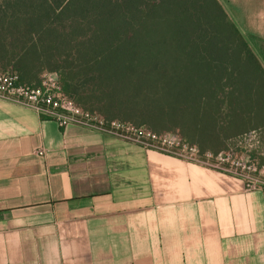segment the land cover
Segmentation results:
<instances>
[{"label":"crops","instance_id":"1","mask_svg":"<svg viewBox=\"0 0 264 264\" xmlns=\"http://www.w3.org/2000/svg\"><path fill=\"white\" fill-rule=\"evenodd\" d=\"M0 264H264V191L0 100Z\"/></svg>","mask_w":264,"mask_h":264},{"label":"trees","instance_id":"2","mask_svg":"<svg viewBox=\"0 0 264 264\" xmlns=\"http://www.w3.org/2000/svg\"><path fill=\"white\" fill-rule=\"evenodd\" d=\"M0 69L200 155L264 140V69L218 0H0Z\"/></svg>","mask_w":264,"mask_h":264},{"label":"built area","instance_id":"3","mask_svg":"<svg viewBox=\"0 0 264 264\" xmlns=\"http://www.w3.org/2000/svg\"><path fill=\"white\" fill-rule=\"evenodd\" d=\"M0 100L34 111L61 127L75 125L89 131L109 135L145 150L160 152L179 160L217 170L240 179L248 191H264V178L231 171L223 161L215 162L211 153L200 155L194 146L184 143L177 135L156 134L146 127L133 126L113 120L106 121L98 114L76 106L61 89L56 73L44 72L38 85H22L9 69H0Z\"/></svg>","mask_w":264,"mask_h":264},{"label":"rangeland","instance_id":"4","mask_svg":"<svg viewBox=\"0 0 264 264\" xmlns=\"http://www.w3.org/2000/svg\"><path fill=\"white\" fill-rule=\"evenodd\" d=\"M218 2L244 36L249 48L264 69V37H259V32L264 30V0H218ZM262 140L255 132L243 135L228 142L227 150L213 158L215 162L223 161L231 171L248 173L254 178H264V140Z\"/></svg>","mask_w":264,"mask_h":264}]
</instances>
